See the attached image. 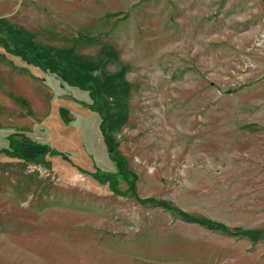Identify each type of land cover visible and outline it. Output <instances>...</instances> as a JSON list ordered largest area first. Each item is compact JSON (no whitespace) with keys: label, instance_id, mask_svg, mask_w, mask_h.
Wrapping results in <instances>:
<instances>
[{"label":"rangeland","instance_id":"1","mask_svg":"<svg viewBox=\"0 0 264 264\" xmlns=\"http://www.w3.org/2000/svg\"><path fill=\"white\" fill-rule=\"evenodd\" d=\"M0 148V264H264V0H0Z\"/></svg>","mask_w":264,"mask_h":264},{"label":"trees","instance_id":"2","mask_svg":"<svg viewBox=\"0 0 264 264\" xmlns=\"http://www.w3.org/2000/svg\"><path fill=\"white\" fill-rule=\"evenodd\" d=\"M22 59H26V61L28 60V58H22ZM34 62L38 66L39 62H37V61H34ZM39 65H41V64H39ZM48 69L52 70V66L49 67V66L45 65L44 71H47ZM105 122H106V120H105ZM107 138H108V136H107ZM107 147L109 149V157H111V159H113L114 162H115V171L118 172V173H122V174H128L129 173L128 168H126L124 166V164L121 162L120 159L115 158V156H113L112 151L114 150V147H113V145H111L110 140H107ZM6 149L7 148H0V152H6ZM110 174H112V172ZM128 175H127V177H128ZM128 181H129L128 182L129 184L133 183L132 179H129ZM112 185L113 184L108 185L110 189H112L111 188ZM131 186H132V184H131ZM132 188H134V186H132ZM147 200L150 201V203L153 204V205L157 204V205H162V206L166 207L164 202H160V201L158 202L157 200H153V199H150V200L147 199ZM171 210L173 212L177 213L180 218L187 219L189 221L197 222L199 224H202V225L206 226L207 228H210L211 230L216 229V230H219L221 232L228 233V234L236 233L237 234L236 236H239V237L240 236H244V237H246L248 239H251V240H257V239H260V238H262V239L264 238V229H251V228L237 227L236 231H230L227 226L221 225V224H219V222H211V220L205 219V218H203V217H201L199 215L192 216L191 214H187V213H184V212L179 211V210H175V209L174 210L171 209ZM233 235H235V234H233Z\"/></svg>","mask_w":264,"mask_h":264},{"label":"crops","instance_id":"3","mask_svg":"<svg viewBox=\"0 0 264 264\" xmlns=\"http://www.w3.org/2000/svg\"><path fill=\"white\" fill-rule=\"evenodd\" d=\"M92 84L95 86V84H94L93 82H92ZM95 87H97V86H95ZM113 87H114L115 89H117V85H116V84H114ZM104 98H105L104 102L107 101L105 95H104Z\"/></svg>","mask_w":264,"mask_h":264}]
</instances>
